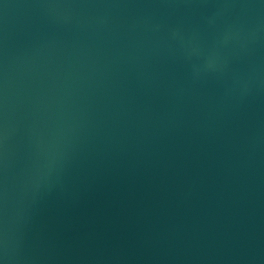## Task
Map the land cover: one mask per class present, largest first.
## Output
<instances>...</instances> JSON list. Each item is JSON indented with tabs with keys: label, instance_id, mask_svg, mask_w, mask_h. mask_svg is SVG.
I'll return each instance as SVG.
<instances>
[{
	"label": "water",
	"instance_id": "obj_1",
	"mask_svg": "<svg viewBox=\"0 0 264 264\" xmlns=\"http://www.w3.org/2000/svg\"><path fill=\"white\" fill-rule=\"evenodd\" d=\"M0 264H264V0H0Z\"/></svg>",
	"mask_w": 264,
	"mask_h": 264
}]
</instances>
